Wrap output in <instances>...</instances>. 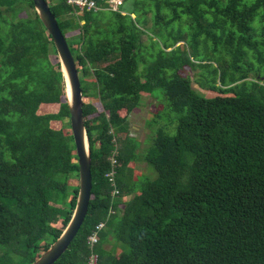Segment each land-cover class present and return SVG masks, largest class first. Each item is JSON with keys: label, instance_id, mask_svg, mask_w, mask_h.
<instances>
[{"label": "trees", "instance_id": "16d2710c", "mask_svg": "<svg viewBox=\"0 0 264 264\" xmlns=\"http://www.w3.org/2000/svg\"><path fill=\"white\" fill-rule=\"evenodd\" d=\"M46 1L80 76L92 175L52 264H264V0ZM157 88L174 117L138 151L127 117ZM138 160L156 176L138 179ZM78 177L53 39L32 0H0V264H31L60 235Z\"/></svg>", "mask_w": 264, "mask_h": 264}, {"label": "water", "instance_id": "95a60500", "mask_svg": "<svg viewBox=\"0 0 264 264\" xmlns=\"http://www.w3.org/2000/svg\"><path fill=\"white\" fill-rule=\"evenodd\" d=\"M32 1L35 11L53 39L61 70L65 78L70 128L79 166V189L71 218L60 235L31 263L52 264L68 248L87 213L92 188L91 149L84 124V95L81 89L80 76L75 59L47 1Z\"/></svg>", "mask_w": 264, "mask_h": 264}, {"label": "rangeland", "instance_id": "374dc122", "mask_svg": "<svg viewBox=\"0 0 264 264\" xmlns=\"http://www.w3.org/2000/svg\"><path fill=\"white\" fill-rule=\"evenodd\" d=\"M110 7L116 9L121 2V0H108ZM114 2V3H113ZM126 7H129L126 4ZM71 34V33H70ZM144 36V41L147 43ZM184 40H180L177 44H181ZM188 75L191 77L192 86L200 93L204 95H214L216 91L208 90L204 86H202V82L200 79L204 78L203 69L195 68L192 70L190 68L188 70ZM97 104V101H94ZM48 110L55 111L57 110V105H43L40 107V112H45ZM174 117V112L170 109L167 104V100L163 94L161 88L156 89V96L151 95L150 93H144L139 107L134 109L128 114L127 122L129 126V134L136 137L140 140V146L137 148L138 151L143 150V147H146L150 144V139L147 140V137L153 132V130L159 126L164 125L169 120ZM175 124V123H174ZM175 126H169V133H174ZM136 165V177L141 180V177L145 174L150 175L151 178L156 176V172L153 167L149 166V173L142 172L145 168L144 161H135ZM138 165V166H137Z\"/></svg>", "mask_w": 264, "mask_h": 264}, {"label": "built area", "instance_id": "2783aa9c", "mask_svg": "<svg viewBox=\"0 0 264 264\" xmlns=\"http://www.w3.org/2000/svg\"><path fill=\"white\" fill-rule=\"evenodd\" d=\"M68 3L76 5L80 10L86 8H97L98 5L96 4L95 0H66ZM111 174V173H110ZM103 224L100 223L97 227H101ZM98 235L96 233L89 236V244L96 242ZM91 264H97V255L92 254L89 258Z\"/></svg>", "mask_w": 264, "mask_h": 264}, {"label": "bare ground", "instance_id": "6f19581e", "mask_svg": "<svg viewBox=\"0 0 264 264\" xmlns=\"http://www.w3.org/2000/svg\"><path fill=\"white\" fill-rule=\"evenodd\" d=\"M107 1V0H106ZM48 3V2H47ZM114 3V2H113ZM98 5V4H97ZM108 5V4H107ZM120 5V4H119ZM106 6V5H105ZM74 7V6H73ZM119 7V6H118ZM99 8V7H98ZM101 8V7H100ZM79 10V9H78ZM82 11V10H81ZM113 157V156H112ZM117 164H119V163H117ZM112 168V167H111ZM115 170H116V173H117V167L115 168ZM109 171V170H108ZM109 177V176H108ZM118 192V191H117ZM106 225V224H105ZM94 228H96V227H94ZM102 228V227H101ZM94 233V232H93ZM89 241V240H88ZM97 242V241H96ZM89 247H91V246H89Z\"/></svg>", "mask_w": 264, "mask_h": 264}]
</instances>
